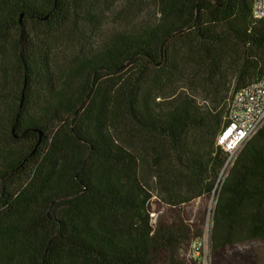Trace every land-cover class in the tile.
Listing matches in <instances>:
<instances>
[{"label":"trees","instance_id":"1","mask_svg":"<svg viewBox=\"0 0 264 264\" xmlns=\"http://www.w3.org/2000/svg\"><path fill=\"white\" fill-rule=\"evenodd\" d=\"M111 1L0 0V264H184L202 242V224H153L148 204L154 185L174 207L216 189L229 101L264 74V20L254 0H155L99 40ZM215 193L218 264H264V125Z\"/></svg>","mask_w":264,"mask_h":264},{"label":"rangeland","instance_id":"2","mask_svg":"<svg viewBox=\"0 0 264 264\" xmlns=\"http://www.w3.org/2000/svg\"><path fill=\"white\" fill-rule=\"evenodd\" d=\"M155 2V0H112L102 16L101 27L95 35L96 38L103 40L114 29L137 28L154 16L156 13ZM148 174L152 178L151 170L148 171ZM155 179L152 178V185H154ZM154 187L153 196L148 204L153 224L158 220L163 224L179 223L180 218L192 227L202 224V242L199 244L198 241L192 240L188 245H184L180 251L181 260L184 264H218V258L212 251L211 239L213 209L217 194L213 192L205 198H198L181 207H174L168 203L166 194L161 193L158 186L154 185ZM197 247H201V251H198ZM258 247H264V243L253 245L254 249ZM237 249L241 252L249 251V247H238ZM237 249L232 251L235 252Z\"/></svg>","mask_w":264,"mask_h":264},{"label":"built area","instance_id":"3","mask_svg":"<svg viewBox=\"0 0 264 264\" xmlns=\"http://www.w3.org/2000/svg\"><path fill=\"white\" fill-rule=\"evenodd\" d=\"M253 16L264 20V0H254ZM264 125V74L234 93L227 107V123L217 138V145L228 153L219 185L233 166L240 150ZM216 189L214 192H216Z\"/></svg>","mask_w":264,"mask_h":264}]
</instances>
